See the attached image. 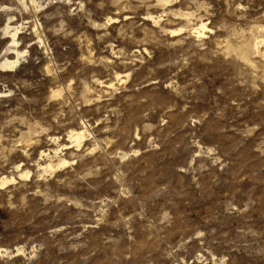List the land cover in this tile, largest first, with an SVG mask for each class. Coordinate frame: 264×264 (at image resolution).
<instances>
[{"label":"rangeland","instance_id":"obj_1","mask_svg":"<svg viewBox=\"0 0 264 264\" xmlns=\"http://www.w3.org/2000/svg\"><path fill=\"white\" fill-rule=\"evenodd\" d=\"M164 1L0 0V264H264V0Z\"/></svg>","mask_w":264,"mask_h":264},{"label":"bare ground","instance_id":"obj_2","mask_svg":"<svg viewBox=\"0 0 264 264\" xmlns=\"http://www.w3.org/2000/svg\"><path fill=\"white\" fill-rule=\"evenodd\" d=\"M166 1V0H165ZM164 1V2H165ZM189 14V13H188ZM185 16H187V15H185ZM6 28L8 29L9 28V26H6ZM14 30H16V29H14ZM195 31V34L197 35V36H200L201 34H203L204 33V30H206V25L204 24V23H200L199 24V27H195V29H194ZM174 32H176V30L174 31V30H172L171 31V33L174 35ZM15 34V33H14ZM14 34H13V36H14ZM251 45V44H250ZM248 46V45H247ZM260 47H263L264 48V36H263V38H261L260 40H258V41H255L254 42V44L251 46V49L254 51V53L256 52V53H259L260 52ZM243 49V48H242ZM241 50V49H240ZM250 51V50H249ZM242 54V56L244 57V58H246V54H247V50L245 49V50H242V52H241ZM252 53V52H251ZM250 54V53H249ZM262 54H263V56H264V50H263V52H262ZM14 63V61L13 62H10V61H7V60H5L4 62H3V64H2V66H8V67H10L12 64ZM84 137H85V131H84V129L82 130V129H79V130H77V131H71V133H70V136H69V138H71V139H73V141L79 146L81 143H82V141H83V139H84ZM67 163V161H61L60 162V164L61 165H63V164H66ZM48 166V165H47ZM50 167V169H52L53 167L52 166H49ZM54 170V169H53ZM27 174H25V176H26ZM10 180H12V179H6V178H3L2 180H1V185H5L6 183H8Z\"/></svg>","mask_w":264,"mask_h":264}]
</instances>
